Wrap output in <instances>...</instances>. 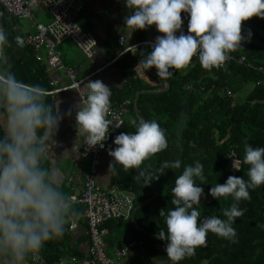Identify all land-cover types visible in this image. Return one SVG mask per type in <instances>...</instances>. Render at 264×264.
I'll use <instances>...</instances> for the list:
<instances>
[{"label":"clouds","instance_id":"obj_1","mask_svg":"<svg viewBox=\"0 0 264 264\" xmlns=\"http://www.w3.org/2000/svg\"><path fill=\"white\" fill-rule=\"evenodd\" d=\"M59 3L60 0H55ZM130 15L124 24L130 31L121 38L123 52L136 54V48L123 41L135 30L155 26L162 35L155 38L151 51L143 56L134 71L145 76L154 68L161 81L186 71L196 57L201 68L222 67L229 52L241 48V41L251 39V31L241 33V22L250 17L264 19V0H123ZM35 6V0H32ZM188 16L187 34L181 31ZM177 32L179 34L177 35ZM21 42V37H15ZM9 40L0 28V264H42L40 252L53 239L61 238L65 225L77 213L71 198L63 191L56 171L44 166L53 158V139L61 114L55 104L48 103L39 85H29L11 70L6 48ZM79 88V85L77 84ZM83 96L77 105L75 130L86 150L104 147L111 121L107 119L112 91L101 80H89L83 85ZM133 132L115 136V147L108 151L112 157L109 171L120 167L124 171L137 169L138 181L148 184L165 169L181 168V160L163 161L154 174L140 166L158 152L165 150L168 140L155 119L133 120ZM76 153L73 152L72 156ZM62 156H68L65 150ZM247 165V180L228 176L223 184L209 188L215 198H229L232 203L223 210V219L215 215L201 217L198 210L203 188L198 186L206 177L203 164L195 160L185 164L171 188L173 207L160 211L166 232L165 254L171 264H179L206 244L210 232L218 238L236 242L235 218L246 211L240 202L250 199V189L264 185V147L244 145L241 160L233 159L232 167L239 171ZM139 177H143L142 180ZM134 208V207H133Z\"/></svg>","mask_w":264,"mask_h":264},{"label":"trees","instance_id":"obj_2","mask_svg":"<svg viewBox=\"0 0 264 264\" xmlns=\"http://www.w3.org/2000/svg\"><path fill=\"white\" fill-rule=\"evenodd\" d=\"M248 31L252 33L251 39L241 41V48L229 52L236 56L243 55L246 58L244 64L231 61L224 68L208 71L202 69L197 58L193 57L186 71L174 70V75L167 79L168 88L163 92H157V87L148 85L137 76L133 70L137 59L135 54L127 52L115 61L125 81L120 89L112 92L110 103H118L125 98L133 102L136 91H139L138 115H134L131 103L133 119L126 121L118 134L133 132V120L155 119L165 129L168 146L144 161L140 167L155 174L163 161L180 159L182 162L181 168L165 169L163 174L150 182L155 197L139 206L134 213V222L130 215L107 220L101 225L108 230L103 237L106 249L136 243V256L125 263L143 264L150 255L158 256L159 260L164 261L163 264L170 263L161 241L167 240L160 239L158 235L161 230L166 232L164 216L159 213L163 210L166 214L173 207L171 188L185 164L199 160L204 166L206 179L197 181L203 183L198 186L204 190L198 206L201 217L215 215L223 219V210L232 203L231 197L213 198L209 194L211 186L223 184L228 176H241L247 180L248 166L241 163L240 170L232 172L226 157L233 152L242 161L245 144L264 147V19L253 16L242 21L241 33ZM143 48L139 49L141 56L148 51ZM116 51L113 48L112 54ZM6 53L11 70L18 79L29 85H39L44 91L52 89L48 83L46 64L35 61L32 48L25 45L23 40L18 43L11 39ZM201 86L203 91L199 90ZM225 88L231 92L230 96L225 95ZM45 99L54 105L51 94L45 93ZM111 182L107 190L114 184L122 191L131 190L134 193L133 207L151 198L154 193L151 187L138 185L134 179V169L124 171L117 167L111 170ZM82 184L83 180L81 188ZM70 186L76 188L77 183L70 182ZM249 193L250 199L242 200L239 204L246 211L233 223L237 233L236 242L226 241L209 232L205 246L197 247L193 256L186 257L179 264H264V185L250 189ZM78 205H81L79 210L82 214L84 206ZM68 228L69 224L66 223L64 235L50 240L42 248L40 255L49 263L58 261L64 255L80 256L70 249Z\"/></svg>","mask_w":264,"mask_h":264},{"label":"crops","instance_id":"obj_3","mask_svg":"<svg viewBox=\"0 0 264 264\" xmlns=\"http://www.w3.org/2000/svg\"><path fill=\"white\" fill-rule=\"evenodd\" d=\"M83 1L84 10L83 14L78 18V25L82 30L90 31L96 37V54L90 59L86 58L80 49L70 39H63L57 45V50L60 52L62 63L72 70L76 81H83L79 85V90L69 89L51 94V97L54 101L53 106L55 107L56 104L61 114V120L53 137L55 141V144L52 146L53 158L45 161V167L53 169L58 174L60 180L62 181V189L68 196H70V193L71 195L78 193L79 189L81 188V181L77 183L76 188H71L67 177L77 172L80 166L83 167L84 171H88L91 162L90 158H82L79 153L74 151L75 145L79 149H86V145L82 143V137L77 136L75 130V114L78 110L77 105L81 101V96H83V85L89 80L94 81L99 79L105 85H107L112 92L116 89H120L123 86L125 80L122 72H120V70L116 67L115 61H112V59L119 50V45L117 43L118 37H125L126 32L130 31L124 24V17L130 15V10L125 8L123 0ZM33 12V20L29 18L14 19L9 16L0 6V28L4 29L9 41H11L13 38L15 39L17 36L21 37V40H23L27 35L33 34L35 32L34 22L44 24H49L51 22L52 17L47 11L35 9ZM181 16L184 20V23L181 27L182 31L186 25V22H188V16L186 13H181ZM178 34L179 32H177V35ZM158 35L162 34L158 33L155 30V26L153 25L145 28L144 30H135L132 32L130 37H127V39L124 40V44H127V46L143 43L135 47V55L137 56V59L134 63L133 70L138 64L139 60L143 56H146L149 51H151L152 45L145 44L144 42L152 40ZM29 47H31L33 50L35 61L46 64L49 85L50 82L52 80L54 81L55 79L57 80L58 88L70 84V79L62 68L49 69L46 61V51L44 49H40L37 52V58L36 51L32 46ZM141 47H145L143 49L148 50L143 56H141V52L139 50ZM113 48L114 51L117 50L115 54H112ZM136 74L148 85L157 87V89H162L160 84L163 86V83L156 75V70L154 68L148 69L145 72V76L141 75L138 71ZM134 115L137 116L138 114L136 115L134 113ZM126 117L129 120L133 119L130 111L125 116V122ZM110 149L111 147H107L102 152L95 175L96 184L102 189H107L112 183L111 170L109 171V163L112 161V157L108 155V151ZM65 150L68 151L69 157L62 156V153ZM73 152L76 153L75 156H72ZM80 206L81 205L73 204V208L77 215L75 218H71L67 221V224H69L71 227L69 228L70 236L68 244L70 249L72 248L76 254L80 255L78 257L84 256L86 254L89 245L85 225L86 223L82 215L83 212L80 214ZM113 248L115 247H110L107 250L110 256L111 252H113ZM160 250L162 252L164 251L163 248H160ZM135 256L136 252H131L129 258H134ZM155 256L150 255L148 259L146 258L143 264L164 263L163 260L158 259V256ZM121 264L127 263L121 262Z\"/></svg>","mask_w":264,"mask_h":264},{"label":"built area","instance_id":"obj_4","mask_svg":"<svg viewBox=\"0 0 264 264\" xmlns=\"http://www.w3.org/2000/svg\"><path fill=\"white\" fill-rule=\"evenodd\" d=\"M0 6L14 19L29 18L33 20V10L35 9L45 10L51 15L52 19L49 24L34 22L35 32L27 35L23 39V43L33 47L36 51L37 58V52L40 49H44L46 51V61L49 69L62 68L70 79V84L59 88L57 87V80H52L50 82L52 89L49 91L42 90L44 93L54 94L62 90H79L77 84L80 85L83 80L76 81L72 70L62 63L60 52L57 50V45L63 39H70L86 58L90 59L96 54V37L92 32L82 30L78 25V18L83 14L84 10V1L60 0V2L57 3L55 0H35V6H32V0H0ZM182 31L187 34L186 30ZM121 38L123 37H118L117 39L119 50L113 57L112 61H116L121 56L120 53L123 51L124 45L120 42ZM154 41L155 38L144 43L153 45ZM140 44H135L133 46L136 47ZM125 53L127 52H123V54ZM245 59L246 58L243 55L236 56L229 53L225 63L220 68H224L225 65L231 61L238 64H244ZM162 83L163 86L161 84L160 86L161 88H164V81H162ZM185 87L189 88V86ZM199 90L203 91V87H199ZM224 92L227 96H230L231 94L226 88L224 89ZM130 107V99H123L118 103H110V109L106 117L111 121L110 131L107 140L104 142L103 148L96 146L90 150H86L79 149L76 145L74 146V151H76V153H79L82 158H90L91 161L88 171H84L83 167L80 166L77 172L67 177V180L75 185L83 180L81 191L77 194H72L69 197L73 204H82L84 206L82 215L86 221V232L89 245L84 256L78 257L76 255H69L67 256V262L65 264H121L120 261H125L131 252H136L137 245L132 242L123 247H115L112 252V257H109L106 252V242L103 239L108 233V230L101 227V225L107 220L127 218L131 215L134 203V193L131 190L122 191L114 184L108 190L102 189L95 181L97 166L100 162L102 152L107 147H115L112 142L115 136L118 135V130L123 126L125 116L130 111ZM226 158L229 170L232 172L237 171L232 167V160L238 159L235 153L232 152L228 154ZM69 228L71 227L69 226ZM41 260L42 264H61L63 258H60L56 262L49 263L41 256Z\"/></svg>","mask_w":264,"mask_h":264},{"label":"water","instance_id":"obj_5","mask_svg":"<svg viewBox=\"0 0 264 264\" xmlns=\"http://www.w3.org/2000/svg\"><path fill=\"white\" fill-rule=\"evenodd\" d=\"M187 23H188V22H186V25L184 26L183 30H186V29H187ZM164 86H165L164 88H162V89H157L156 91H157V92H163V91H166L167 88H168V83L165 82V81H164ZM138 97H139V91H136L135 96H134V99H133V102H132V105H133V111H134V113H135L136 115L138 114V105H137ZM137 171H138L137 169H134V179L137 180L138 185H144V186H147V187L149 186V187H151V189H152V191H153L154 193H153V195H152L151 198H149V199H147V200H145V201L140 202L137 206H135V207L133 208L132 213H131V217H132V221H133V222H134V213H135V211L139 208V206H140L142 203L149 202L151 199H153V198L155 197V190H154V187H152L150 183H148V184H144L143 182L138 181V177L136 176V175H137ZM161 241H162V243L166 246L167 242H165V241H163V240H161ZM169 264H171V262H170Z\"/></svg>","mask_w":264,"mask_h":264},{"label":"rangeland","instance_id":"obj_6","mask_svg":"<svg viewBox=\"0 0 264 264\" xmlns=\"http://www.w3.org/2000/svg\"><path fill=\"white\" fill-rule=\"evenodd\" d=\"M247 90V88L244 90V92ZM241 94H243V93H241ZM133 116V115H132ZM126 121H130L129 119H127V117H126ZM109 248H107V250H108ZM106 250V252H107V255L109 256V257H112V252H111V256L108 254V251ZM135 253V252H134ZM61 258H63V261H62V263L61 264H65L66 262H67V256L66 255H64V256H61ZM129 259V257H127L126 259H125V261H127ZM124 260H122V261H120V262H125Z\"/></svg>","mask_w":264,"mask_h":264}]
</instances>
